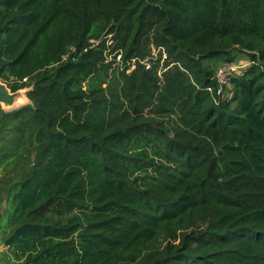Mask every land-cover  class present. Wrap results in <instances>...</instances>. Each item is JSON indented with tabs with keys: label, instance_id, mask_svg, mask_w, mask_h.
I'll list each match as a JSON object with an SVG mask.
<instances>
[{
	"label": "trees",
	"instance_id": "16d2710c",
	"mask_svg": "<svg viewBox=\"0 0 264 264\" xmlns=\"http://www.w3.org/2000/svg\"><path fill=\"white\" fill-rule=\"evenodd\" d=\"M0 82V264H264V0H0Z\"/></svg>",
	"mask_w": 264,
	"mask_h": 264
},
{
	"label": "built area",
	"instance_id": "2783aa9c",
	"mask_svg": "<svg viewBox=\"0 0 264 264\" xmlns=\"http://www.w3.org/2000/svg\"><path fill=\"white\" fill-rule=\"evenodd\" d=\"M95 44H97V42H95ZM157 51L158 50L153 49L152 55L155 56ZM121 56V52H115L107 59V61H112V57H114V64L119 65V63L121 62ZM144 64H146V68H148L149 65H147L148 63L146 61L144 62ZM245 67L236 64H230L220 67L216 73V80L219 85L217 89V94L220 95L224 87H229L231 77L241 74ZM227 96L229 97V95Z\"/></svg>",
	"mask_w": 264,
	"mask_h": 264
},
{
	"label": "water",
	"instance_id": "95a60500",
	"mask_svg": "<svg viewBox=\"0 0 264 264\" xmlns=\"http://www.w3.org/2000/svg\"><path fill=\"white\" fill-rule=\"evenodd\" d=\"M27 90L28 89H22L16 92H11L5 84L0 82V107L5 110L17 105V100L20 99L21 96H26Z\"/></svg>",
	"mask_w": 264,
	"mask_h": 264
},
{
	"label": "rangeland",
	"instance_id": "374dc122",
	"mask_svg": "<svg viewBox=\"0 0 264 264\" xmlns=\"http://www.w3.org/2000/svg\"><path fill=\"white\" fill-rule=\"evenodd\" d=\"M232 64H236V65H240V66H242V67H245V66L248 65V59L245 58V57H243V55H239L238 58L232 62ZM222 65H223L222 61H219L218 66L220 67V66H222ZM219 67H218V68H219ZM26 104H27V103H25V104H20V105H15V106H12V107H10V108H8V109H5V110H6V111H12V110L18 109V108H20V107H22V106H24V105H26ZM0 208H2V206H0Z\"/></svg>",
	"mask_w": 264,
	"mask_h": 264
},
{
	"label": "clouds",
	"instance_id": "9594fccd",
	"mask_svg": "<svg viewBox=\"0 0 264 264\" xmlns=\"http://www.w3.org/2000/svg\"><path fill=\"white\" fill-rule=\"evenodd\" d=\"M25 103H30L29 98L26 96H21V98L17 100V105L25 104Z\"/></svg>",
	"mask_w": 264,
	"mask_h": 264
},
{
	"label": "crops",
	"instance_id": "0c3cea01",
	"mask_svg": "<svg viewBox=\"0 0 264 264\" xmlns=\"http://www.w3.org/2000/svg\"><path fill=\"white\" fill-rule=\"evenodd\" d=\"M0 214H1V208H0ZM3 247L0 245V254H1V252L3 251ZM1 256V255H0ZM0 263H1V261H0Z\"/></svg>",
	"mask_w": 264,
	"mask_h": 264
}]
</instances>
